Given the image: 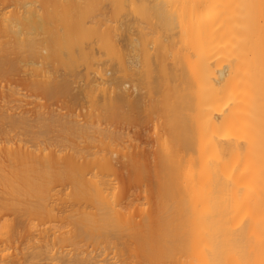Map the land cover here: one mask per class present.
Here are the masks:
<instances>
[{
	"label": "bare ground",
	"instance_id": "1",
	"mask_svg": "<svg viewBox=\"0 0 264 264\" xmlns=\"http://www.w3.org/2000/svg\"><path fill=\"white\" fill-rule=\"evenodd\" d=\"M27 1L30 2L0 0V82L7 88L0 90V244L5 246H0V251L4 252L13 242L20 247L24 226L30 219L57 217L46 203L49 188L42 193L50 180L71 182L73 197L87 200L92 210H72L71 215L67 212L72 227L58 234L51 229L49 238L52 236L54 241L43 236L48 235V228L38 229L43 232L40 237L39 233L35 235L40 244H30L34 249L29 247L26 252L22 251L23 246H16L18 253L12 257L2 252L5 258L0 252V264H114V259L106 255L108 252V258L103 252L102 258L95 254L92 257V251L86 252L75 240L102 239L103 251L112 246L116 249L113 240L125 229L134 244L133 248L128 246V252L117 247L115 252L122 255L119 264H264V0H83L86 15L90 16L87 22L71 13L69 20L61 19L63 22L57 25L60 18L54 17L51 25L57 22V28L51 29L50 25L51 30L45 29L39 40L37 34L36 38L33 35L36 28L43 29L39 23L42 17L51 16L54 7L65 4L60 0H40L43 8L38 12L43 11L39 14L35 11L37 5L34 10H30L33 6L28 9ZM43 4H47L46 12ZM69 6L76 8L67 5L68 11ZM121 15L125 19L128 16V20L120 19ZM115 17L114 21L120 23H114ZM120 31H126V37ZM40 32L37 33L41 35ZM117 39L126 42L122 44H127L129 52L116 44ZM49 43L51 56H57L60 47L71 48V58L60 60L71 72L76 61L72 47L86 48L89 59L97 44L117 60V71H122L123 76H134L141 89L135 86L146 92H142L146 102L140 93L137 96L141 100L133 99L130 93L128 96L122 75H116V83L109 80L116 85L115 91V86L111 87L112 95L110 87L106 91L101 85L103 93L109 96V92L112 99L111 103L105 101L108 99L103 94V102L108 103L116 117L132 118L142 111L156 116L154 124L149 122L155 132L147 130L148 135H156V141L151 139L154 149L134 144L130 148H136H129L126 154L130 160L125 163L127 168L138 174L147 170L151 177L145 205L138 207L137 218L120 210L115 201L118 192L109 194L112 185L103 176L106 171L116 170L111 142L124 134L128 136L129 129L123 128L127 135L119 129L123 124L120 127L118 122L115 128L110 123L99 127L103 133L100 139L92 132L89 139L81 141L73 133H83L84 122L68 119L69 112L64 119V111L58 115L56 108L48 111L50 104L34 105L33 100V105L28 101L31 107L25 106L27 102L22 104L30 90L33 93L29 96L46 94L50 95L48 98L59 89L69 91L67 76L60 80L48 76L46 81L32 78L42 66L35 64L34 70L29 63L35 60H30L40 55L39 45L46 48ZM119 48L129 57L132 55L133 60L125 61ZM26 56H31L30 62ZM35 59L37 63L39 60ZM25 61L26 68L27 64L30 66L28 71ZM45 76L44 72L42 79ZM19 85L28 88L23 89L26 92L22 95L28 92L24 101ZM94 93H98L96 89ZM146 125L144 130L148 129ZM143 129L130 132L140 134ZM99 131L97 135H101ZM143 134L145 137V131ZM138 137L142 140V135ZM94 138L97 142L104 140L107 150L102 156ZM86 139L89 141L84 143ZM66 238L72 252L68 247L64 249L67 252L53 248L52 242L59 244ZM42 259L48 261L41 262Z\"/></svg>",
	"mask_w": 264,
	"mask_h": 264
},
{
	"label": "rangeland",
	"instance_id": "2",
	"mask_svg": "<svg viewBox=\"0 0 264 264\" xmlns=\"http://www.w3.org/2000/svg\"><path fill=\"white\" fill-rule=\"evenodd\" d=\"M30 2H28L27 1V3H28V5H29V3H30V7L29 6H27V8L28 9H30L32 6V8L30 9V10H34L33 8H36V7H38V8H36V9H38V10H36L35 9V11L36 12H38L40 9L39 8H41L42 6V4L40 5V3H41V1L40 0H29ZM47 0H43L42 1V3L43 2H46ZM54 1V3L56 2L55 0H53ZM60 1H62L64 4H65V7H62V6H60V5H58L57 7H59V8H55L54 7V9H55V11L53 12L52 10H49V8H51V7H49L47 10H49L51 13L53 12V14H51L49 11V13L51 14V16H46V15H44L42 18L40 17V18H36L37 20H39V19H42L41 21H42V23L41 22H39L40 24H42L41 26H43V29L41 30L40 28L41 27H39V28H36L37 30H36V32H35V34L33 35V37H37L36 36V34L38 35V40H39V37H41L42 35L44 36V30L46 29V30H48V31H50L52 28H54V27H56L54 24L55 23H57L58 22V24L57 25H59V22L61 23V21L63 20V21H66V20H69V18L71 17V13H72V17H74V18H77V19H79V20H81V21H88L90 18V16L89 15H86V12H85V8H84V1L83 0H60ZM51 2H52V0H51ZM104 2V1H103ZM47 3V2H46ZM49 3H50V1H49ZM57 3H58V1H57ZM74 3H77V4H74ZM105 3V2H104ZM45 4V3H44ZM43 4V5H44ZM71 4H73V5H76V8L75 9H72L70 6H69V8H71L69 11H68V9L66 8L67 7V5H71ZM103 4V3H102ZM106 4V3H105ZM104 4V5H105ZM108 4V3H107ZM27 5V4H26ZM34 5H37L36 7L34 6ZM39 5V6H38ZM47 5V4H46ZM46 5H44V11H45V6ZM48 6H49V4H48ZM106 8H107V10H108V7H109V4H108V7L107 6H105ZM26 8V9H27ZM43 8V7H42ZM27 9V10H28ZM52 9V8H51ZM109 9H110V7H109ZM102 10H103V7H102ZM106 10V11H107ZM43 11V9L40 11V13L39 14H41V12ZM103 11H105V9L103 10ZM110 11V10H109ZM46 12V11H45ZM45 12H44V14H45ZM89 13V12H88ZM109 13L110 12H108V14H107V12H106V14L105 15H109ZM43 14V13H42ZM49 14V15H50ZM132 14V13H131ZM131 14H128V15H131ZM104 15V16H105ZM123 15H125V14H123ZM123 15H121L122 16V18H120V16H119V18L120 19H122V20H128L127 18H128V16H126L127 18L125 19V17L123 18ZM127 15V14H126ZM89 16V17H88ZM112 15H109V17H111ZM54 17H56V18H60V20H58L57 22H55V23H53L52 25H54L53 27H52V25H51V23L53 22V21H55V18ZM107 17V16H106ZM105 17V18H106ZM109 17H108V19H109ZM133 16H131L130 17V19L132 18ZM112 18H113V16H112ZM118 18V19H119ZM33 19H35V18H33ZM62 19V20H61ZM111 19V18H110ZM107 20V19H106ZM114 20H117L116 19V17H115V19H113V21ZM62 21V22H63ZM71 21V20H70ZM69 21V22H70ZM108 21V20H107ZM120 21V20H119ZM119 21H114V23L115 22H119ZM109 23H112L111 21H109ZM113 23V24H114ZM120 23V22H119ZM67 24V23H66ZM84 24V23H83ZM50 25H51V29H50ZM60 26H58V28H59ZM48 28V29H47ZM57 28V27H56ZM61 28H63L62 26H61ZM50 29V30H49ZM60 29V28H59ZM64 29H65V26H64ZM45 30V31H46ZM63 29H61V31L60 30H58V31H60V32H62V33H64V31L65 30H63ZM30 31H31V29H30ZM39 31H41L40 33H41V35H39L38 33H39ZM134 31V30H133ZM133 31H131V32H133ZM38 32V33H37ZM83 32V31H82ZM119 32V31H118ZM121 32V31H120ZM126 32V31H125ZM124 32V33H125ZM46 33V32H45ZM50 33V32H49ZM84 33V32H83ZM122 33V32H121ZM124 33H122L123 35H124ZM127 33V32H126ZM134 33V32H133ZM121 35V34H120ZM125 35H127V34H125ZM124 35V36H125ZM132 35H134V34H132ZM31 36V35H30ZM46 36V35H45ZM126 37V36H125ZM124 37V38H125ZM50 38V37H49ZM116 38H123V36L122 37H119V36H117ZM40 39H42V37L40 38ZM126 39V38H125ZM47 40H48V37H47ZM117 40H119V41H117ZM117 40H115L117 43V45H118V43H120V48L122 49H124V50H127V48H126V46H127V44H122V43H124L125 41H123V40H121V39H117ZM42 41V40H41ZM127 42L129 41V39H128V36H127V40H126ZM38 42H40V41H38ZM45 42H49V41H45L44 40V43ZM37 43V42H36ZM41 43V42H40ZM46 43V44H47ZM52 43V42H51ZM94 43H96V42H94L93 41V44ZM126 43V42H125ZM129 43V42H128ZM39 45V44H38ZM37 45V46H38ZM42 45V44H41ZM41 45H39L38 47L40 48H38V51L37 52H39L40 51V55H37V56H35V57H37V59L39 60L37 63L35 62L36 61V59H35V57L33 58V56H32V60H30L31 62L33 61V60H35V61H33V62H35L34 64H33V62L32 63H29L30 61H29V57L31 58V56H26L25 58H27V59H25V60H28L27 61V63H29V65L30 64H32L31 66V68H33V65H35V64H37L38 65V63H41V68L43 69H41L40 68V65H38V67L42 70H40V69H36L35 70V66H37V65H35L34 66V70L39 74V75H37L38 77H36V74H35V77H32V78H39L40 80H47V78H48V76H49V78H51V79H56V80H60L63 76L64 77H66V78H69L68 80H69V82H68V90L69 91H63V92H59V91H62L63 89H59V91L57 92V93H55L54 94V97H52L51 96V98H48L47 96H50V95H46V94H41V96L39 95V96H36L37 98L38 97H40V98H35V96L34 97H32V96H29V95H31V90H30V94H28V96H26L27 95V93H25V94H23L22 95V93H24V92H26V90L28 89L27 87H25L24 85H21L22 86V88H20V89H22L21 91L17 88V90L18 91H20V98L22 99L24 96H26V97H24L25 98V101H24V98L22 99L24 102H22V104H24L25 105V103H26V105L25 106H29V107H31L32 105H33V103H34V105H36V103H40V105H41V103H43V107L44 106H46V104H50V105H48V111H49V109L50 110H52V108L54 109V108H56V110H57V112H55L54 110V112L55 113H57V115H58V113L59 114H61L63 111V113L61 114L62 116H63V118L65 117V113L67 112V114H69V115H66V117H69L70 115V118H68V119H79V124H80V121H82V122H84V123H82V124H84V125H82V127H83V129H82V132L83 133H80L81 132V130H80V132L79 133H77V134H79V135H75V133H73L72 135L75 137V139H79V140H81V141H83L82 139H84V138H86L87 136L89 137L90 135H91V133L93 132V134H96V137L97 136H99V137H97V138H99L100 139V136H102L103 137V133L102 132H100L99 131V129L100 128H104L105 127V125H111L112 124V126L114 125V127L116 128V126L118 125V122L120 123L118 126H120V125H122V128H119L120 130H125L124 132L126 133V130L127 129H129L128 131V133H129V135L131 136V137H129V135L128 136H126L125 134L123 135V134H121L120 136H122V138L120 137V139H117L116 140V138L111 142V144H110V149H112L113 151H114V153L112 154V157L114 158L115 157V159H113V162H115L116 161V163H114L115 164V167H116V170L113 172V171H111V172H108L107 173V171H106V174L105 175H103V176H105L106 178H108V181L110 182V185H112V190L110 191V195H112L113 193H116V192H118V193H116V195H115V201L116 202H119V207H120V210H121V208H122V210H124V211H127V212H129L130 214H132L133 215V217H136V215H137V212H138V207L139 206H141V205H145V202H146V198L144 197V196H146L148 193H149V189H150V174L147 172V170H143L142 172H139V174L136 172V170L135 171H131V169L130 168H127L126 167V165H125V163L127 162V163H129L130 162V160H129V162L127 161V159H129L128 158V156L126 155L127 154V151L129 150V148H130V146H134V144H136L137 146L138 145H141V146H144L145 147V149H146V147H147V149L148 150H152V149H154V143H152V138H153V141H156V135L155 134H153L154 132H155V130H154V128L155 127H152L153 125H151V123H153L154 124V117H156L155 116V114L154 113H151V112H149V111H146V112H140V113H138V115H136V116H133L132 118L131 117H129L128 116V118H118V117H116L111 111H110V109L108 108V106H107V102H103V99H104V93H103V88H101V85L102 86H105V90L106 89H109V87H110V90H109V92L111 93V95H112V91H111V87H113V86H115V88H113L114 89V91H115V89H116V85H111L112 83L113 84H115L116 83V81L117 80H113V79H115L116 78V75H122L121 77H124V78H122V82H124L123 83V85L124 84H126V85H124V86H127L128 88H125L126 90H128L127 92H128V96H129V93L131 94L130 96H134V98L133 99H136L135 97H137L138 98V96H137V94L138 93H140V95L142 96V94L145 92V91H143L144 89V87H142V91L140 90L141 89V85H139V84H137V80L135 79H133L134 78V76H127L125 73V76H123V73H122V71L121 72H119V71H117L116 70V68H118L117 67V60L115 59V58H113V57H110V54H109V56H108V54H106L102 49L100 50V48H99V46H97V44H95V45H93V48H94V50H93V52L91 53V51H90V53L91 54H93L94 53V56L92 57V58H87L86 57V51H87V49L85 48V49H79L78 47H76V46H74V47H72V50H74V52H73V56L76 58V61H75V63H74V66H73V71L71 72V71H68L69 69H67V67H64L65 65L63 64V63H61L60 62V60H61V58L63 59H65V60H69L70 58H71V54L69 53L70 52V49L71 48H69V49H67V48H63V47H60L59 48V51H58V54H57V56H51L50 54H48V50L49 49H51L49 46H51L52 44H48V45H46V48H45V45L43 44V46H41ZM121 45H123L122 47H121ZM126 45V46H125ZM128 46H129V44H128ZM149 46V45H148ZM150 46H151V44H150ZM48 47H49V49H48ZM119 47V46H118ZM41 48L42 49H45V50H41ZM119 48V49H120ZM128 48H130V47H128ZM120 49V50H121ZM46 51V52H45ZM122 51V53L124 52L123 50H121ZM128 52H129V49L127 50ZM127 51H126V53H127ZM42 52V53H41ZM130 52L132 53V51H131V48H130ZM89 53V52H88ZM130 53V54H131ZM124 54V53H123ZM129 54V55H130ZM133 54V53H132ZM40 56V57H39ZM128 56V53H127V55L126 54H124L123 55V58H124V60L125 61H128L131 57H132V55L128 58L127 57ZM126 57H127V59H126ZM134 57V56H133ZM131 60H133V59H130V61ZM129 62V61H128ZM28 64H27V66H28V68H26V61H25V68L27 69V71H28V69L30 70V66H29ZM24 67V66H23ZM37 68V67H36ZM25 69V70H26ZM121 69V68H120ZM38 70V71H37ZM40 70V71H39ZM45 70V71H44ZM122 70V69H121ZM27 71H25L24 73H28ZM23 72V71H22ZM31 71H29V73H30ZM44 72H45V78H43L42 79V77H44ZM24 73H20V75H22L23 77H25V78H27V77H30V75L29 74H27L26 76H25V74ZM32 74L31 75H33V73L34 72H31ZM43 74V75H42ZM41 75H42V77H41ZM110 77H112V79L110 78ZM114 77V78H113ZM121 77L119 78L118 76H117V79L119 78V79H121ZM133 77V78H132ZM94 79V80H93ZM97 79V82H95V80ZM104 81H102V80ZM108 79V80H107ZM49 80V79H48ZM99 80H100V83H99ZM107 80V81H106ZM111 80H113L114 82H112V83H109ZM102 81V82H101ZM105 81H106V83H105ZM119 81H121V80H119ZM133 81H137L136 83L135 82H133ZM93 82H95V83H93ZM109 84H108V83ZM121 82V83H122ZM97 83H99V86H100V88H99V86H98V84ZM103 83H104V85H103ZM120 83V84H121ZM134 83V84H133ZM95 84L97 85L96 87H95ZM106 84V85H105ZM118 84V83H117ZM135 84H137V85H139L138 87H140V89L137 87V85L135 86ZM2 85V83L0 82V90L1 89H3V90H7V88L4 86H1ZM6 85V84H5ZM94 87H93V86ZM108 85H110V86H108ZM123 85H121L122 87H124ZM11 86H12V84H11ZM20 86V85H19ZM20 86V87H21ZM118 87H119V84L117 85ZM143 86V85H142ZM107 87V88H106ZM27 88V89H26ZM93 88H94V90H93ZM120 88V87H119ZM118 88V89H119ZM23 89H26L25 91H23ZM95 89H96V91L98 92V93H94L95 92ZM101 89H103V90H101ZM118 89H117V91H118ZM93 90V91H92ZM99 90V91H98ZM146 90V89H145ZM101 91V92H100ZM107 91V90H106ZM100 92V93H99ZM109 92H108V95L109 96H106L105 95V98L106 99H108V100H105V101H108V102H110V100L112 101V99L110 98V94H109ZM143 92V93H142ZM33 93V92H32ZM106 94H107V92H105ZM114 93V92H113ZM116 93V92H115ZM115 93H114V95H115ZM146 93V92H145ZM99 94H101V96L99 95ZM104 94V95H103ZM117 94V93H116ZM136 95V96H135ZM140 95H139V98L138 99H140L141 100V98H140ZM116 96V95H115ZM145 96V95H144ZM42 97V98H41ZM45 97V98H44ZM114 97V96H113ZM29 98V99H28ZM31 98V99H30ZM142 98L144 99V97L142 96ZM36 99V100H35ZM41 99V100H40ZM131 99H132V97H131ZM33 100V103L31 102V101ZM115 100V99H114ZM145 100V99H144ZM143 100V101H144ZM147 100V99H146ZM146 100L144 101V102H146ZM31 102L32 103V105H31V103L29 104V102ZM39 101V102H38ZM142 101V102H143ZM111 103V102H110ZM112 103H114V102H112ZM29 104V105H28ZM53 104V105H52ZM59 104V105H58ZM145 105H147V103H145ZM144 104H143V106H145ZM54 106V107H53ZM60 106L62 107V108H60ZM47 107V106H46ZM46 107H45V109H46ZM146 107V106H145ZM62 109V110H61ZM60 110V111H59ZM61 112V113H60ZM69 112V113H68ZM65 119V118H64ZM67 119V118H66ZM67 119V120H68ZM76 119V120H77ZM81 119V120H80ZM151 120L153 121V122H151ZM62 121H63V119H62ZM149 122H151V123H149ZM111 123V124H110ZM127 124V125H126ZM131 124H133V125H131ZM146 124H148V129H146V130H144L145 129V126H147ZM116 125V126H115ZM124 125L125 126H127V127H124ZM145 125V126H144ZM150 126L152 127V128H150ZM100 127V128H99ZM121 127V126H120ZM143 127H144V129H143ZM118 128H117V130H118ZM123 128H127V129H123ZM147 128V127H146ZM98 129V130H97ZM113 129V128H112ZM132 129V131H133V133H135V131H138V130H140V129H143V133H144V131H145V137L146 136H148L149 137V141H148V137L147 138H145L143 135V133H140V134H134V135H136V137L133 135V133H132V131L130 132V130ZM138 129V130H137ZM149 129H151V130H149ZM96 130H97V133H96ZM119 130V131H120ZM147 130L149 131V133H151L153 130V135L152 134H149L148 135V132H147ZM95 131V132H94ZM98 131L100 132V134L101 135H97L98 134ZM122 131V132H123ZM121 132V133H122ZM140 132V131H139ZM115 133H116V131H115ZM119 134H120V132H118ZM132 133V134H131ZM90 134V135H89ZM117 134V133H116ZM138 135L141 137V135H142V140H141V138H139L138 137ZM84 136V137H83ZM152 136V137H151ZM73 137V138H74ZM83 137V138H82ZM87 137V138H88ZM91 137H93V136H91ZM101 137V138H102ZM115 137V136H114ZM139 139H138V138ZM90 138V137H89ZM88 138V139H89ZM97 138H94L95 139V143L97 142L96 140H97ZM145 138V139H144ZM1 140V139H0ZM79 140H77L79 143L81 142V141H79ZM86 141H89V140H85L84 141V143H86ZM90 141H91V139H90ZM102 141H104V140H102ZM101 140H99L97 143H96V147L97 148H99V145H100V153H102L100 156H102L103 154H104V151H106L107 150V147H106V149H105V147L103 146V142H102ZM144 141V142H143ZM146 141V142H145ZM149 142V144H147L148 142ZM2 143H4L3 141H1ZM2 143H1V145H2ZM83 143V142H82ZM90 143H93V141L92 142H90ZM128 143H130V144H128ZM97 144H98V146H97ZM131 144H133V145H131ZM154 144V145H153ZM152 145V146H151ZM151 146V147H150ZM104 147V148H103ZM139 147V146H138ZM137 147V148H138ZM143 147V148H144ZM153 147V148H152ZM133 148H136V146L135 147H133ZM132 148V149H133ZM141 148V147H140ZM103 149H105V150H103ZM131 148H130V150H132ZM97 151H99V149H97ZM113 151H111V152H113ZM64 152V151H63ZM63 152H62V154H63ZM59 153H61V152H59ZM59 153H56V154H58V155H62V154H59ZM99 153V152H98ZM114 154H115V156H114ZM98 157H99V154H98ZM116 158L118 159V160H116ZM131 167V166H130ZM59 169L61 168V167H58ZM57 169V168H56ZM132 169H134V168H132ZM94 170H96V169H94ZM138 171V170H137ZM102 172H104V170L103 171H101V173ZM103 174V173H102ZM3 184V183H2ZM2 184H0V189H1V187L3 186ZM49 188V190H48V193L46 194V203L48 204V206L51 208V206H52V208H53V210L51 209V211L52 212H54L56 215H57V217L56 218H54V219H42V218H40V217H38V218H32V219H30L27 223H26V225L24 226V232L22 233V235H23V239H22V243H21V245H20V247H24L25 246V250H23V247H22V251L23 252H26V250H28L29 251V247L31 246L30 244H32V243H36L37 241H36V239L35 238H37L38 236L40 237V235L41 234H43V232L42 231H40V233H39V231H38V229H41V228H44V227H46V228H48V231L45 229V231L46 232H48V235H43V236H48V239L49 240H52L53 239V237L51 236V234L53 235L54 233H51L50 234V238H49V232H51V229H52V231L54 232L55 231V233H59L60 231H61V233L65 230H67L68 231V229L67 228H69V227H72V225L70 226L69 225V222L68 221H70V216L69 217H67V212H69L68 214H70V212H72V210L74 211V210H77V209H80V210H82V209H84V210H87V208H89L88 210H92V208H90V203L87 201V200H85V199H83V198H80V199H77V198H74L73 197V194H72V192H73V186H72V184H71V182H69L68 180H61V181H56V180H50V181H48L47 183H46V188H45V191H43L42 193H45L46 192V190ZM92 207V206H91ZM118 207V208H119ZM78 211V210H77ZM124 211H122V212H124ZM74 212H76V211H74ZM74 212H72V213H74ZM71 213V214H72ZM125 213V212H124ZM70 214V215H71ZM127 214V213H126ZM130 214H128L129 216H130ZM67 217V218H66ZM131 218H129V219H132V216H130ZM137 218V217H136ZM136 218H134V219H136ZM68 220V221H67ZM55 229V230H54ZM44 231V232H45ZM45 232V233H46ZM1 233V232H0ZM39 233V234H38ZM44 233V234H45ZM57 233V234H58ZM66 233V232H65ZM38 234V236L36 237L35 235H37ZM69 233L67 232V234L66 235H68ZM33 235L35 236V237H33ZM66 235H64V233H63V235L62 236H66ZM70 235V234H69ZM0 236H1V234H0ZM42 236V235H41ZM58 237L60 236V235H57ZM42 238V237H41ZM41 238H39V239H41ZM68 238V237H67ZM64 239V241L62 242V241H60L59 242V244H60V246H58L59 244H57V242L55 241V243L57 244V246H55V243L54 242H52V241H54V240H52L51 242H52V245H54L53 246V248L54 249H56V247H57V249L59 248L61 251H62V249L64 250V249H66L67 247H68V245L67 244H69V242H68V239ZM38 239V240H39ZM71 239V238H70ZM40 241V240H39ZM49 242V241H48ZM75 242H76V244L78 245V246H80L82 249H87V250H85L86 252L89 250V252H90V250L92 251V253H91V255H93L92 257H94V254L98 257V256H100L101 257V255H103V253H104V255L103 256H105V254L106 255H108V257H110V259H114V261H116V262H114V261H112V260H110V261H112V263H116V264H119V259H120V255L118 256V254L115 252V250L117 249V247L119 248H123L124 250L125 249H128V250H126L127 252L128 251H131L130 249H131V247L133 248V240H131V238L129 237V235H128V233H127V230L125 229L124 231H123V233L120 235V237L118 238V239H114L113 240V243L115 244V246H116V249H114L113 248V246L111 247V248H109V249H105L104 251H103V249L104 248H102L103 246H105V243L103 242V240L102 239H97V240H94V241H91L90 239H85V238H80V237H78V238H76V240H75ZM38 243L40 244L41 243V241L40 242H37L36 243V245H38ZM54 243V244H53ZM62 243V244H61ZM64 243V244H63ZM1 244H3V243H1ZM0 244V246H2V247H5V246H3V245H1ZM51 244V243H50ZM71 244V243H70ZM69 244V247H70V249H72L71 248V245ZM74 244V243H73ZM73 244H72V246H73ZM75 244V245H76ZM19 245V244H18ZM35 245V246H36ZM51 245V246H52ZM64 245V246H63ZM16 246H17V243H10L9 244V247L7 248V249H5L4 250V252H3V250H2V252L4 253V254H8L7 255V257H9V255H11L10 257H12V256H14L15 254H16V252L18 251V249H21L19 246H17L18 247V249L16 248ZM28 246V247H27ZM35 246H33L32 245V247H35ZM61 246H63V247H61ZM128 246H131V247H129L128 248ZM26 247H27V249H26ZM69 247L67 248V250L69 249ZM74 247V246H73ZM124 247H126V248H124ZM31 248V247H30ZM1 249V248H0ZM31 249H34V248H31ZM31 249H30V251H31ZM69 249V250H70ZM122 249V250H123ZM67 250H64V252H67ZM52 251V250H51ZM55 251H59V250H54L53 252H55ZM73 251V250H72ZM71 250H70V252H72ZM1 252V251H0ZM1 252V253H2ZM69 252V251H68ZM101 252H103L102 254H100ZM117 252H119L118 250H117ZM122 252H124V251H122ZM0 253V255L2 256V254ZM18 253V252H17ZM130 253V252H129ZM3 254V255H4ZM87 254V253H86ZM100 254V255H99ZM117 254V255H116ZM126 254V253H125ZM124 254V255H125ZM128 254V253H127ZM119 257L118 259H117V257ZM129 255V254H128ZM102 256V257H103ZM113 256V257H112ZM122 256V255H121ZM126 256V255H125ZM133 256V255H132ZM4 257L5 258H7L6 257V255H4ZM42 257V256H41ZM96 257V258H97ZM99 257V258H100ZM101 257V258H102ZM105 257H107V256H105ZM107 257V258H108ZM115 257V258H114ZM43 258V257H42ZM44 258H45V256H44ZM129 258H130V256H129ZM133 258V257H132ZM0 259H2V257H0ZM117 259V260H116ZM36 260V259H35ZM43 260H46V261H48L47 259H42V260H40L41 262H43ZM118 261V262H117ZM0 263H1V260H0ZM144 263V262H143ZM145 264H148V262L146 263L145 262Z\"/></svg>",
	"mask_w": 264,
	"mask_h": 264
}]
</instances>
